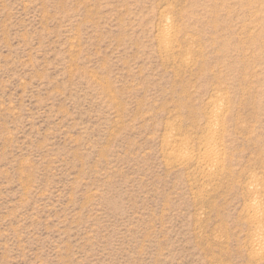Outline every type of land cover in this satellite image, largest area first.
Listing matches in <instances>:
<instances>
[{
  "label": "rangeland",
  "instance_id": "obj_1",
  "mask_svg": "<svg viewBox=\"0 0 264 264\" xmlns=\"http://www.w3.org/2000/svg\"><path fill=\"white\" fill-rule=\"evenodd\" d=\"M262 194L264 0H0V264H264Z\"/></svg>",
  "mask_w": 264,
  "mask_h": 264
},
{
  "label": "bare ground",
  "instance_id": "obj_2",
  "mask_svg": "<svg viewBox=\"0 0 264 264\" xmlns=\"http://www.w3.org/2000/svg\"><path fill=\"white\" fill-rule=\"evenodd\" d=\"M171 27L169 26V24H167L166 25V27L164 28V30L162 31V35H163V37L164 38H169L170 37V34H171ZM221 104L220 105H217L212 111H211V118H212V121L213 122H216L218 119H219V115H220V109H221ZM222 110V109H221ZM217 139H218V134L216 133V132H210L209 133V137H208V143L210 144V146H211V148H209V149H207V150H205V155H204V158H203V160H202V162H201V164H202V166L204 167V168H206V170L209 172V173H212V172H214L215 171V169H216V164L220 161V158H221V156H220V153H219V151L217 150V143H216V141H217ZM221 162V161H220ZM217 165H219V164H217ZM218 167V166H217ZM253 179V178H252ZM252 179H251V181H252ZM252 183L253 182H251L250 183V185H248V186H250V188L248 189L249 191L251 190L253 193H256L257 192V190H259L258 188L259 187H256L255 188V186H253L252 185ZM254 184V183H253ZM260 192V191H259ZM258 192V194H260ZM250 193V192H249ZM248 195V194H247ZM254 196H256V198H258L257 197V195H255V194H253ZM262 195H264V194H262ZM255 201H251L250 200V213H249V222L251 223V224H253V225H259V226H261V222H263L262 220H263V218H262V212H261V210H259L260 209V207H259V205H261V204H259L258 203V201H256V199H254ZM248 207V206H247ZM264 212V211H263ZM248 213V212H247ZM259 226H258V228H259ZM258 228H256V230L258 229ZM261 231H262V229H260ZM258 231H259V229H258ZM260 232V231H259ZM257 233V232H256ZM262 233V232H261ZM258 236V235H257ZM263 236V235H262ZM257 238H259V237H256V239ZM261 238V237H260ZM262 240V239H261ZM261 240H255V244H254V246H253V248H252V250H251V254H252V256H254V257H259V256H261V255H263V252H264V243L261 241Z\"/></svg>",
  "mask_w": 264,
  "mask_h": 264
}]
</instances>
